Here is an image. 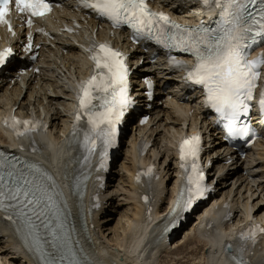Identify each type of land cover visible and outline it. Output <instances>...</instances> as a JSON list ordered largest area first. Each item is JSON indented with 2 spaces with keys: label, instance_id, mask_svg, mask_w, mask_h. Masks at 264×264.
<instances>
[{
  "label": "bare ground",
  "instance_id": "obj_1",
  "mask_svg": "<svg viewBox=\"0 0 264 264\" xmlns=\"http://www.w3.org/2000/svg\"><path fill=\"white\" fill-rule=\"evenodd\" d=\"M165 2L166 0H156V3L160 5ZM167 4L172 5V14L177 16L183 14L182 16L193 17L198 13L194 4L189 0H169ZM62 43L64 42H60V44ZM60 44L59 46L63 48L64 46ZM69 50L70 52L64 60V67L71 71L69 66L73 65L77 68L81 55L77 46L70 45ZM41 73L35 76L28 73L27 76L22 77V82L2 83L3 85H0V99L2 100L0 112L10 110L16 106H18L19 112L26 110L28 107L34 110L41 107L40 112L44 113V118L50 123L47 137L51 144L57 147L67 145L69 138L65 136L69 130L70 111L65 100V97H67L65 89L61 85V75L56 68L45 69ZM15 75L16 73L11 72L8 80L16 79ZM159 84L162 85L164 82L161 80ZM176 87L174 89L179 91V94L169 89L165 94V99H163L164 95L159 98L164 104H157L152 110L154 114L153 121H156L155 125L157 126L155 128L143 126L137 128L134 134H131L127 149L124 150L126 155L118 165L119 171L111 169L108 175L107 184L109 189L106 192L107 201L104 209L95 213L93 217L87 216L84 209L78 210L75 199L69 196L68 217L70 225L77 226L80 220V217H78L80 211L81 215L84 218L86 217L85 220L89 219L88 222L86 220V226L89 225V230L86 228L85 235L81 231L80 240H75L77 243L80 241L88 250L89 255H86L89 260L88 264H207L209 257L217 260L223 259L220 250L215 251L214 246H212L213 242H209L206 237L205 224L209 220L208 216L213 217L216 215V211L212 206H205L197 213L194 220L185 228L182 237L175 239L177 233L174 235L172 247L169 246L171 242L166 245V239H159L165 227V219L173 211L172 206L169 205L170 199L173 203L177 200V193L174 194V192L177 190L178 173L173 140L184 128L196 126L197 123L194 121L198 119L199 124L206 129H211V120L207 117L206 109L202 107L199 101L196 102L193 99V95H190L186 100L187 102L185 101L183 104L179 98L183 89L179 86ZM26 94L27 96L24 98ZM167 94H170L171 97L169 98ZM43 100H45L44 104ZM191 101H193V104ZM193 107H195L197 114H192L189 117L191 122L180 127L188 120L186 114ZM160 114L164 116L163 119H157ZM166 133L171 134V136H167ZM143 138H146V141L151 140V145H153L150 149L151 155L146 153L145 156H141L135 149L137 142ZM0 139L5 142V138L1 133ZM37 146L38 154L46 161L48 167L55 172L59 184L63 188L66 186L70 188L69 183L75 177V172L72 169L75 155L68 153L61 161H50L45 147L40 142H37ZM254 146L263 148L259 152L254 150L249 152L244 161L236 157L231 165L222 164L223 170L226 169L224 179L229 183L227 186L219 185L218 192H222L221 198L218 201L215 198L213 204L217 202L220 205L226 202L229 207L228 212L232 214V217L225 221L226 225L221 228L222 232L220 233L222 236L226 235L228 237L224 243L227 245L231 243L232 234L230 232L233 229L238 230L237 228L242 224L256 221L264 227V141H257ZM158 156H161V159H158ZM142 163H154L155 167L159 164L160 172L157 167L159 173L163 172L164 166V171L169 174L167 181L171 184L168 196L163 194L162 176L159 182L160 189H157L156 184H152L151 188L159 192L162 205L158 209L154 208L151 216L145 214L143 204L138 199L140 195L139 185L133 183L135 170ZM115 181L117 183L114 184ZM150 186L148 185L146 188L149 189ZM117 197L119 198L118 203L116 202ZM120 207L123 209H120ZM203 211L207 216L203 214ZM118 212H120V218L116 227L112 228L109 226L113 220L112 215ZM161 216H164V219ZM1 230L0 224V232ZM216 230H220L218 224ZM146 236L147 240L145 244H142ZM224 246L222 245V248ZM252 256V261L255 264H258L260 260L264 264V241L262 247L254 251ZM0 264L37 263L30 258L28 251L21 246L19 241L12 238L6 239L5 235L2 234L0 235Z\"/></svg>",
  "mask_w": 264,
  "mask_h": 264
},
{
  "label": "snow or ice",
  "instance_id": "obj_2",
  "mask_svg": "<svg viewBox=\"0 0 264 264\" xmlns=\"http://www.w3.org/2000/svg\"><path fill=\"white\" fill-rule=\"evenodd\" d=\"M10 2L11 0H0V22L10 24V21L5 19ZM82 2L85 7L92 9L100 17L111 20L114 25L127 24L135 29L137 34L154 39L165 48L177 47L192 53L196 64L188 72L187 78L203 85L207 93L206 103L227 120L225 128L230 136L248 135L247 126L237 127V121L242 113L247 115L249 111L248 102L253 99V90L260 75L258 68L264 64V54L257 60H248L245 50L250 47L248 41L264 35V0H215L217 6L222 9L220 15L225 25L218 31L183 28L172 22L164 13L152 12L146 0ZM208 2L209 0H204L205 4ZM15 5L21 13L26 12L30 16H43L51 10L48 0H15ZM28 23L31 24V21ZM98 48V52L95 48L92 49L94 54L91 57L96 64V74L80 85L76 120H80V111H83L91 131L95 133L96 138H103L105 146L108 147L114 143L116 125L130 102L127 96L128 69L121 53L106 44H101ZM11 55V48L0 52V65H4ZM259 105L264 112V91L261 92ZM21 124L25 131L35 128L31 121L13 119V127ZM17 134L22 133L17 130ZM199 139V136H193L183 140L180 145L182 161L188 156H196ZM85 140L91 144V152L95 148V139L86 135ZM2 156L3 153H0V157ZM148 171L150 173L152 170ZM37 172L39 169L35 165L27 166V170L18 169L15 164L0 159V210H12L16 219H13V215L7 218L13 220V223L18 222L17 231L24 233L26 244L31 241L30 250L37 252L41 264H59V261L50 258L52 254L44 247L47 241L41 229H50L51 221L47 212L53 202L48 195V189L37 178ZM193 172H196L195 166ZM197 176L196 180L191 176L188 178L194 188L188 190L186 206H190L205 190L200 185L203 180L202 173ZM181 200L177 202L178 207ZM50 234L55 239L54 230ZM52 247H56L55 242ZM70 264L84 262L73 259ZM238 264H243V261H238Z\"/></svg>",
  "mask_w": 264,
  "mask_h": 264
},
{
  "label": "rangeland",
  "instance_id": "obj_3",
  "mask_svg": "<svg viewBox=\"0 0 264 264\" xmlns=\"http://www.w3.org/2000/svg\"><path fill=\"white\" fill-rule=\"evenodd\" d=\"M44 102V101H43ZM171 130V129H170ZM168 135V134H167ZM258 148V149H257ZM261 148L262 147H256V150L255 151H257V152H259V150L261 151ZM125 146L123 145L122 146V148H121V151H122V153L119 155V157H118V160H117V162H116V165L113 167V169H116V171H119V167H118V165H120V163H121V161L124 159V157H125ZM123 158V159H122ZM264 180V179H263ZM115 183H117L116 181L114 182V184ZM221 183L222 184H224V185H228V183L229 182H224L223 183V181L221 180ZM118 197L116 198V202L118 203ZM115 202V203H116ZM123 205V207H124V203L122 204ZM120 209H123L122 207H120ZM119 209V210H120ZM120 212H118V213H114V215H112L113 216V220L111 221V223H110V225L109 226H111L112 228H115L116 227V224H117V221H118V219L120 218V214H119ZM180 233H181V237L183 236V233H184V231H180ZM170 247H172V243L169 245ZM173 249V248H172ZM162 254H164L163 252H162Z\"/></svg>",
  "mask_w": 264,
  "mask_h": 264
}]
</instances>
